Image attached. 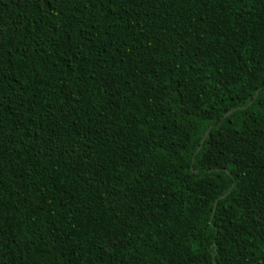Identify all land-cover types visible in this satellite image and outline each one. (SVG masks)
Wrapping results in <instances>:
<instances>
[{"label": "trees", "instance_id": "obj_1", "mask_svg": "<svg viewBox=\"0 0 264 264\" xmlns=\"http://www.w3.org/2000/svg\"><path fill=\"white\" fill-rule=\"evenodd\" d=\"M71 17L0 0V264H264V0Z\"/></svg>", "mask_w": 264, "mask_h": 264}, {"label": "snow or ice", "instance_id": "obj_2", "mask_svg": "<svg viewBox=\"0 0 264 264\" xmlns=\"http://www.w3.org/2000/svg\"><path fill=\"white\" fill-rule=\"evenodd\" d=\"M59 2V0H38V3L41 5H45L49 8H51L53 6L54 3ZM96 2L97 0H69V7L72 9V17L71 20L73 22H78V17L77 14L80 11V7H87L88 5H91L92 7L96 6ZM0 47H2V42H0ZM260 71H264V68H261ZM3 134L2 129H0V135ZM73 152L75 151V149L72 150ZM238 167V166H237ZM241 181L240 179H237L235 181V183L233 184V186L235 187L237 184H239ZM113 197L115 198V196L119 195V193H112ZM253 216L255 217L254 222L259 223L261 221H264V209H261L259 212H254ZM3 242L2 237H0V243ZM111 246H115L114 244H112ZM36 264H40V260L39 258L36 261Z\"/></svg>", "mask_w": 264, "mask_h": 264}, {"label": "water", "instance_id": "obj_3", "mask_svg": "<svg viewBox=\"0 0 264 264\" xmlns=\"http://www.w3.org/2000/svg\"><path fill=\"white\" fill-rule=\"evenodd\" d=\"M231 112H232V111L230 110V111H229V112H227L225 115L227 116V115H229ZM207 134H208V132H206V133H205V136H204V138L207 136ZM213 264H216V262L214 261V262H213Z\"/></svg>", "mask_w": 264, "mask_h": 264}]
</instances>
